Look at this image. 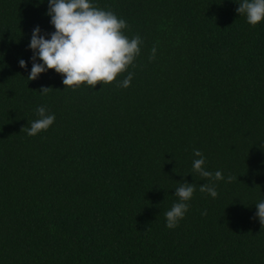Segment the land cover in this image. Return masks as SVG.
Here are the masks:
<instances>
[{
  "label": "trees",
  "instance_id": "obj_1",
  "mask_svg": "<svg viewBox=\"0 0 264 264\" xmlns=\"http://www.w3.org/2000/svg\"><path fill=\"white\" fill-rule=\"evenodd\" d=\"M90 2L143 44L111 84L73 88L54 69L27 79L34 28L55 32L48 0H0V264H264V20L242 0ZM39 106L55 121L29 136ZM194 150L225 177L216 198Z\"/></svg>",
  "mask_w": 264,
  "mask_h": 264
},
{
  "label": "clouds",
  "instance_id": "obj_2",
  "mask_svg": "<svg viewBox=\"0 0 264 264\" xmlns=\"http://www.w3.org/2000/svg\"><path fill=\"white\" fill-rule=\"evenodd\" d=\"M238 14L246 15L247 22L255 26L264 20V0H242L236 9ZM47 16L51 17V24L55 32L41 34L36 26L32 32L29 48L33 51L32 68L28 80H36L41 73L54 69L64 76L66 87L82 84L96 86L97 84H111L117 76L124 73L134 59L140 54L143 40L140 36L129 39L122 29L127 27L125 20L118 18L112 11H105L93 5L90 0H48ZM156 49H152L150 60L155 59ZM37 58L43 63H37ZM21 68L26 62L19 60ZM134 78L133 72L119 82L120 87L127 88ZM53 88L41 87L39 92L46 95ZM39 119L31 122L26 130L29 136H35L42 130H47L55 121V115L49 114L44 106L37 109ZM193 171L209 181L199 186L200 192L208 193L212 198L218 196L215 181L224 180L221 171H208L203 153L194 150ZM236 179L229 175L227 181ZM195 183L178 182L175 188L174 202L171 209L166 211L165 217L168 228H175L185 216L190 205L188 201L196 191ZM256 216L264 226V200L256 204ZM206 215V212L203 213Z\"/></svg>",
  "mask_w": 264,
  "mask_h": 264
}]
</instances>
